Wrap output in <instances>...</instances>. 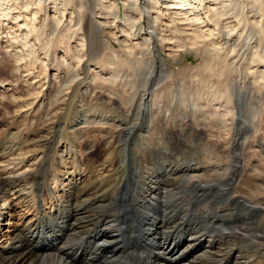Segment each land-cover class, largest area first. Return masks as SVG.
Masks as SVG:
<instances>
[{
	"label": "bare ground",
	"instance_id": "obj_1",
	"mask_svg": "<svg viewBox=\"0 0 264 264\" xmlns=\"http://www.w3.org/2000/svg\"><path fill=\"white\" fill-rule=\"evenodd\" d=\"M34 1L39 11L44 9L43 6L48 5H46V1H50L52 9L58 14V18L52 20L53 22L44 21L43 24L33 29L39 27L37 31L39 34H35L39 42L41 37L45 35L43 48L47 50L46 56L51 57L50 59H56L55 51L58 48H56V43H61L72 53V60L77 63L76 66H69L70 63L62 58L66 64L65 74L61 79L55 76L57 83L60 85V89L56 91L55 95L58 101H64L71 92L76 90L75 88L78 87L79 82H84L85 76L92 72L89 73V76H91V82L95 88L103 90L106 93L103 96L110 102H112V97H115L123 101L124 105H131L133 108L131 114H134L135 119H139L146 114L147 110L149 112L150 108L155 107L156 99H160L162 95L159 96L153 89L151 92H144L139 95V86L144 83L145 87L154 72L152 64H158L159 76L164 72L169 73V60H177L178 53L183 50H193L196 54L204 50L205 56L209 58L204 57L202 62L208 63L207 72L210 73V76H216L217 78L227 75L234 76L226 80V83L223 84L224 89L219 90L220 92L215 88V92L208 89L206 94V97H211V101L216 102L215 100H217L218 103L224 98L223 103L216 106L215 110L222 108L226 116L236 115L237 109L232 105V98L236 100V103L244 98V95H242L244 92L240 91L242 86L239 83L246 80L248 74L254 80L258 78L264 80L263 70H251L254 63L264 62V53L258 49V46H254L255 49L252 53L246 52L250 45L249 40L255 38L259 41V45L264 42V0H247V2H238L239 0H194L192 3L191 0H120L127 4L123 22L128 28L121 31L124 40L119 39L113 33H104L102 25L104 23L95 20V7L99 6V8L101 7V13L98 14L105 16L111 13L112 25H117L116 19L119 17V6L115 0ZM203 1L210 2L207 11L212 15V20L216 26L222 23L221 20L226 21V19H229L228 22H225L227 25H224V31L215 35L219 38L225 36L226 40L224 42H215L209 33L206 36L205 31H197L192 27L195 23L201 25L199 18H190L194 14L192 10L194 6L192 5L195 4V7L198 8V4ZM72 5L76 7L75 12L69 11ZM2 6L3 4L0 3L1 12L8 10ZM173 7V12L168 16L171 21L163 28L161 16L168 14ZM23 8L27 10V4L24 3ZM153 10L157 12L154 16L151 15ZM67 12L68 17H65ZM247 12L252 14L248 15ZM256 13L259 14L257 18L254 17ZM67 18L69 20L65 22L64 20ZM232 19L234 20L232 21ZM139 22L142 23L141 30L145 34L144 41L141 45L135 46L133 50H128L125 47L126 44L124 45L125 39L131 38L133 30ZM233 22L234 25H231ZM243 23L244 26L241 25ZM239 25L243 27V31H246L245 37L247 39L245 42L237 40L235 43H230L229 39L233 38L232 32L234 33ZM166 32L169 33V37L164 35ZM239 36L241 38V35ZM73 39L78 40L77 48L79 49L74 50L70 46ZM110 39L120 44L121 51L115 49ZM159 46L161 49L169 51L168 59L159 54ZM164 47L167 48L164 49ZM133 55H135L136 60L143 63L140 64L143 70L135 68L133 77L131 75L123 77L121 67ZM85 56L87 59H84V61ZM93 62L95 64L106 62L110 75L107 77L99 72L101 70L95 71L97 68H93L95 65L92 66ZM82 63L83 65L80 66ZM44 69L47 70V68ZM87 69H92L94 72ZM80 76H82V79L79 78ZM206 80V78L205 80L199 78L197 82L206 84ZM253 83L258 84L252 81L245 86L250 87ZM1 86L0 88H4ZM262 87L260 86V89ZM211 88L214 89V86H211ZM201 89L196 88V100H193L192 103L198 101L201 97L203 98ZM237 89L240 91L237 94L238 97H236ZM92 92L90 91L89 94L91 95ZM177 92L188 93V85L185 84L182 90H179L178 87ZM251 96L249 95V97ZM87 99H91V97ZM151 101L153 105L150 106ZM135 102L137 103L136 106L133 104ZM85 105L82 104L79 114L82 119H78L77 124L87 125L92 123L90 121L92 117L86 114ZM141 106L146 109L143 110ZM113 108L122 111V105ZM237 108L239 107L237 106ZM96 119L97 123L104 126H109V123H112L119 132V145L116 146L115 150L119 149L123 153V157L118 160L115 159V162H112L109 168L113 180L116 179L118 183L114 185L106 178L107 175L100 174V170H90L88 163L85 165L86 169H81L77 163L79 161L74 163L75 169L71 171L60 170L59 173H52L51 180H48L47 175L37 178L39 174L37 171L43 164L40 165L36 160L30 164L36 166L30 174L31 177H29V174L22 173L13 174L12 177H0V193H2V187H4L2 186L4 180L7 179L6 181H8L10 178L17 177L14 180L18 181L21 178L25 184L19 188L13 186V181L10 195L12 197L14 195L17 200H20L18 203L26 199L25 202L20 204L25 206V209L29 212L34 206L33 210L36 212L33 221H21L20 225L11 224L10 209L11 203L14 201L7 202L3 198L4 201L2 200L3 203L0 204V228L6 215L9 219L6 220L4 225L12 230L10 236L5 239V244L0 246V264H227V261L231 264H251L252 260L249 253L253 249L264 252V225L259 226V222L264 215V199L252 201L248 198L234 196L235 184L241 178L240 176L244 170L241 162L244 158L245 141L232 144L234 147L230 165L219 161L207 165L199 163L195 166H179L167 164L163 160L157 162L152 158H139L135 154L137 162L135 165L132 164L133 168H129L131 166L129 158L134 154L129 149L130 142L128 140L134 133V127H123L122 122L124 120L118 115L98 114ZM229 131L231 132L230 129ZM56 132L59 138L61 131ZM55 145L57 144L55 143ZM3 153H0V166L2 165V168L7 170L8 162L1 157ZM72 154L70 155L72 156ZM197 155L199 154L197 153ZM36 156L34 155L33 159H36ZM24 160L23 158L20 163H23ZM143 161L148 166L143 168ZM57 162L56 160L58 165ZM3 163L6 164L3 165ZM19 165L16 164V166ZM44 169L46 168L44 167ZM215 170L219 174L218 178H215L212 174L215 178L212 182L215 183L205 182L204 175L209 176V172L213 173ZM11 171L15 172V170ZM83 171H88V173L83 175L81 174L84 173ZM6 181L4 182L7 185L12 182L8 181L10 182L8 184ZM18 182H16L17 186ZM26 182H29V184ZM216 183L219 184L218 188L214 187ZM40 186L45 187L51 197L47 211L39 209L40 194L38 190L40 189L38 188ZM131 189L135 194L127 198V192ZM5 192L9 195L7 191ZM3 195L5 196L4 192ZM221 198L223 199L221 200ZM29 202L30 204H28ZM124 202H126L125 213L119 221L127 220L128 223L137 220L138 226L127 224L125 228H118L115 224L116 220L101 218L95 213L98 208L104 210L108 207L123 209L124 205L121 203ZM81 203L88 206L86 211L81 210ZM65 205L69 214L74 216V221L77 223L69 224V232L66 235L63 234L65 237L63 241L59 240V243L57 242V236H59V232H63L61 227L63 228L66 225L64 222V218L67 216ZM183 219H190L193 225L192 228L188 229L187 235H181L176 229L178 222ZM45 220H48V222H45ZM79 220L85 221V223L81 224V222H78ZM200 224L205 227H199ZM126 232L129 239L135 242L134 249L132 246L121 248L119 245L121 235ZM237 240H242L246 246L234 245ZM253 241L260 242L261 245H254ZM49 244H53V248H47ZM193 247H199V250L193 252ZM15 250L18 252L12 254ZM222 253L227 254L228 257L224 258L221 255Z\"/></svg>",
	"mask_w": 264,
	"mask_h": 264
},
{
	"label": "rangeland",
	"instance_id": "obj_2",
	"mask_svg": "<svg viewBox=\"0 0 264 264\" xmlns=\"http://www.w3.org/2000/svg\"><path fill=\"white\" fill-rule=\"evenodd\" d=\"M115 1L119 6V17L116 19L117 25H112L113 19L111 13H107L108 15L105 16L98 14L101 13V7L99 8V6L95 7V20L99 23L105 24H102L104 33H113L119 39L124 40L121 31L128 28L123 22V15L127 4H124V2L120 0ZM193 1L194 0H191V3ZM243 1L247 2V0H239L238 2ZM0 3L3 4V8L8 9L6 10L7 12L4 11L6 14H4L3 11H0V85H2L1 87H4L0 88V153L5 151V153L1 154V157L4 161L8 162L7 170L2 168V165L0 166V177H12L14 176L13 174L16 173L29 174V177H31L30 174H32L36 166H31L30 164L36 160L40 165H45H41L40 169H38L37 172H39V174L37 178L47 175L46 177L48 180H51L53 174L59 173L60 170L71 171L75 169L74 163L79 161L77 163L80 165L81 169H86L87 167L85 165L88 163L90 170H100V174H103V176L107 175L106 178L116 185L118 181L116 179L113 180L114 178L109 172V168L112 162H115V159L118 160L123 157V153L119 149L115 150L116 146L119 145V132L112 123H109V126H104L103 124L96 122V116L98 114H112L118 115L124 120L122 122L123 127H134V133L128 140L130 142L129 149L131 153L134 154V156L129 158L131 161V166H129V168H133V165L137 162L135 154H137L139 158H152L157 162L163 160L167 164L179 166H195L199 163L207 165L219 161L230 165L234 147L232 144L245 141L246 145L243 150L244 158L241 162L244 170L240 176L241 178H239V181L235 184L234 196L248 198L252 201L264 199V80L262 81L260 78L254 80V78L248 74L246 80L239 83V85L242 86L240 91L244 92L242 93L244 98L238 100L237 103L236 100L232 98V105L237 109L236 115L226 116L222 108H219L220 111L215 110L216 106L223 103L224 98L218 103L219 101L217 100H215L216 102L211 101V97H206V94L208 89H212L214 92L215 88L217 91L224 89L223 84L226 83V80L231 79L234 76L227 75L222 78L210 76V73L207 72L208 63L202 62L204 57L209 58L208 56H205L204 50H201V53L198 54L193 50H183L178 53L177 60H169V73L164 72L159 76L158 64H152L154 72L145 87L144 83L139 86V95L144 92H151L152 89L155 90V93L159 96L160 94L162 95L160 99H156L155 107L150 108L149 112H147V110L146 114L139 119H135L134 114H131L133 109L131 105H124L123 101H120L115 97H112V102L106 99V97L103 96L106 95V93L99 88H95L91 82V76H89V73L92 72H89L87 76H85L84 82H79L78 87L75 88L76 90L71 92V94L68 95L69 97L67 96L65 100L61 102V100L58 101L55 98L56 91L60 89V85L57 83L55 76H57L58 79H61L65 74L66 64L62 58L70 63L69 66H76L75 64L77 63H75V60H72V53L61 43H56V48H59L55 51L57 56L56 59H50L51 57L46 56L47 50L43 48L45 35L41 37L39 42L35 37V34L38 33L37 31L39 27L33 30L34 27L43 24L44 21L53 22L52 20L58 18V14L52 9L51 2L46 1L45 3L48 5L43 6L44 9H41L40 11L36 7L34 0H0ZM24 3L28 6L27 10L23 8ZM209 3L210 2L208 1H203L201 4H198V8L195 7V4L192 5L194 6L192 9L194 14L191 15L190 18H199V21L201 22V25L195 23L192 27L197 31H205L206 34L209 33L215 42H224L226 40L225 36L219 38L215 35L216 33L224 31V25H227L225 22H228L229 19H226V21L221 20L222 23L219 26H216L212 20V15L207 11ZM105 4L107 5V3ZM70 7V12L76 11L74 5ZM254 7L256 8V5ZM173 10L174 7L169 13L167 12L168 14L161 16V24L163 28L171 21L168 16ZM155 12L156 10H153L151 15L154 16ZM247 14L251 15L252 13L247 12ZM66 16L68 17V12L67 14L65 13V17ZM258 16L259 14L256 13L254 17L257 18ZM68 20L69 19L67 18L64 21L68 22ZM233 20L234 19H232V21ZM249 20L252 19L250 18ZM231 25H234V22ZM241 25L244 26V23ZM241 25H239L240 27L237 26L235 29L236 31L234 33L237 35L232 32L233 38L229 39L230 43H235L237 40L246 41V31L242 30L243 27ZM141 28L142 23H137L131 38L128 40L125 39L126 42L124 45L126 44L125 47H127L128 50H133L135 46L141 45L142 41H144L145 34ZM164 35L169 37V33L167 32L164 33ZM239 35H241V38ZM206 36H208V34ZM254 39L249 40L250 45L246 52L249 51V53H252L255 49L254 46H258V49L264 53V42L259 45V41ZM110 40L115 49L121 51L120 44L113 39ZM77 42L78 40H71L70 46L72 49H79L77 48ZM166 48L167 47H164V49ZM168 52L169 51L163 50L159 46V54L162 57L168 59ZM134 57L135 55L122 65L121 75L123 74V77H128L130 75L133 77L135 75V68L143 70L140 67V64L143 63H140V61L136 60ZM84 59L86 60L87 57L85 56L83 60ZM94 64L95 62L92 63V66ZM101 64L96 63L93 68H97L95 71L101 70L99 72L108 77L110 75V70L107 67V63L103 62ZM255 64L256 63L252 65L251 70L257 71L258 69H261L264 74V62L259 61L256 65ZM81 65H83V63L80 64V66ZM44 68H47V70L45 71ZM242 68H244V66H242ZM87 70L93 71L92 69ZM79 78L82 79V76ZM199 78L201 80H205L206 78L207 83H198L197 81ZM252 81L257 82L258 84L253 83L250 87L245 86ZM185 84L188 85L189 92L176 93L178 87L179 90H182V87H184ZM211 86H214V89L211 88ZM260 86L263 87L260 89ZM197 87L202 88L201 95L203 98L201 97V99L192 103L193 100H196L195 92ZM90 91H93L91 95L89 94ZM240 91L237 89L236 97H238L237 94H239ZM249 95L252 96L249 97ZM89 97H91V99H87ZM186 97L188 98L187 100ZM82 104H86V114L89 115V117H92V119L90 118V121H92L91 124H77L79 121L78 119H82L79 115ZM133 104L134 106L137 105L136 102ZM151 104L153 105L152 101L150 106ZM118 105H122L123 112L113 108ZM195 106L197 107L195 108ZM237 106L239 108H237ZM141 107L143 110L146 109L144 106ZM56 131H61V136L59 138L57 137L58 133ZM121 140H123V138H121ZM55 143L57 145H55ZM54 149L57 151L55 150V152ZM71 149L72 151L70 152ZM2 150L4 151L1 152ZM197 153L199 155H197ZM70 154H72V156ZM34 155H37L35 157L36 159H33ZM22 157L25 160L23 163H20L23 159ZM56 160L58 161V165L56 164ZM63 162L65 163V166L62 164ZM5 164L6 163H3V165ZM16 164L20 165L16 166ZM61 164L62 166H60ZM142 165L143 168L148 166L144 161ZM44 167L46 169H44ZM11 170H15V172ZM40 171H42L41 175ZM88 171H83L84 173L81 174L86 175ZM212 174L215 178H218L219 174L215 170L213 173L209 172V176H207V174L204 175V181L214 184L215 182H212V180L215 178H213ZM14 178L8 179V181H12L11 183L6 181L7 179L4 180L8 184L10 183V187L3 181L4 184H2V186L4 187H2V193H0V195H2L0 196V204L3 203V198L6 199L7 202H10L11 200L14 201L11 203L10 209L12 215L11 224L20 225L21 221H33L36 212H34V206L32 205V210L30 212L25 209V206L21 205L26 199L25 201L18 203L20 200H17L14 195L13 197L10 195L13 186L20 188L21 185L25 184L21 178L18 179V181L21 182L14 180ZM16 182H18V186ZM27 184H29V182ZM42 187L43 186H40L38 188L40 189L38 190L40 194L39 209L47 211L51 197L46 188ZM214 187L218 188L219 184L216 183ZM9 190L10 192H8ZM5 191H7L9 195H7ZM3 192L5 196L3 195ZM127 194V198H130L135 193L132 192L131 189ZM222 199L223 198H221V200ZM28 204H30V202ZM121 204L124 205L123 209L108 207L104 210L98 208L95 213L101 218L116 220L115 224L118 228H125L127 224L138 226L137 220H132L128 223L127 220L119 221L120 217L125 213L124 210L126 208V202ZM83 205L81 203V210L86 211L88 206L86 204ZM65 209L67 211V216L64 218L66 225H64L63 228L61 227V231L63 232H59V236H57V242L59 243L60 241H63L65 237L63 234L66 235L69 232V224L77 223L74 221V216L69 214L66 205ZM117 216H119V218H117ZM7 219H9V217L5 215L3 222H1L0 246L5 244V239L11 234L12 229L8 228L7 225H4ZM45 222H48V220H45ZM78 222H81V224L85 223V221L82 220H79ZM200 225L199 227L201 228L205 227L202 226V224ZM263 225L264 215L259 222L260 227ZM192 227L193 225L190 222V219H183L178 222L176 229L181 235H187L188 229ZM253 244L261 245V243L257 241H253ZM119 245L121 248L123 246H132L133 249L135 248V242L129 239L127 232L121 235ZM234 245L240 247L246 246L242 240L235 241ZM47 248H53V244H49ZM192 250L195 252L199 250V247H193ZM18 251H20V249H18ZM18 251L15 250L12 254H15ZM221 255L224 256V258L228 257L227 254L222 253ZM249 257L252 260L251 264H264V252H258L253 249L252 252L249 253ZM228 263L231 264L227 261V264Z\"/></svg>",
	"mask_w": 264,
	"mask_h": 264
}]
</instances>
